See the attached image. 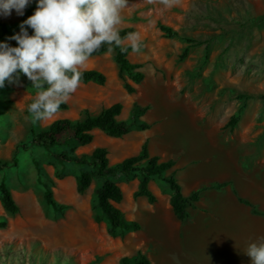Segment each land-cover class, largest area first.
<instances>
[{"label": "rangeland", "instance_id": "obj_1", "mask_svg": "<svg viewBox=\"0 0 264 264\" xmlns=\"http://www.w3.org/2000/svg\"><path fill=\"white\" fill-rule=\"evenodd\" d=\"M29 9L34 13L36 4L30 3L23 16L15 10L8 17L0 15V23L9 28L0 42L17 46L7 37L19 33ZM122 17L119 30L132 27L141 36L140 51L129 54L145 75L135 85V94L124 90L113 53L90 58L83 69L103 72L107 83H81L66 102L69 109L48 120L34 122L28 112L38 90L25 75H19L20 86L5 81L0 88V164L12 163L19 147L17 166L0 170V181L5 179L19 206V213L11 215L0 202V222L7 225L0 229V264H121L123 257H134L139 251L149 254L156 230L173 228L169 220L156 222L151 216L154 204L146 197L134 198L138 179L121 177L118 184L124 198L117 206L141 229L123 238L111 237L105 221L95 222V189L101 181L95 180L84 194H78L76 178L88 169L60 164L50 152L30 146L32 129L45 130L57 119L77 120L85 109L98 114L117 102L123 106L119 118L126 121L137 103L149 107L141 118L151 125L147 132L133 129L116 139L95 130L93 142L76 154L104 147L114 165L136 155L148 139L151 155L161 160L170 150L175 155L203 156L206 146H215L246 156L255 153L244 163L249 170L252 161L264 156V0H177L171 7L160 0H128ZM159 23L178 36L165 37ZM239 95L254 98L245 101L231 129L227 123L244 103L237 99ZM42 183L51 187L58 204L67 206L63 212L45 203ZM150 189L155 196L171 192L161 180H153Z\"/></svg>", "mask_w": 264, "mask_h": 264}, {"label": "trees", "instance_id": "obj_2", "mask_svg": "<svg viewBox=\"0 0 264 264\" xmlns=\"http://www.w3.org/2000/svg\"><path fill=\"white\" fill-rule=\"evenodd\" d=\"M31 4L35 5L36 0H33ZM32 14L33 11L29 9L24 16V20ZM158 28L167 38L178 36L176 31L164 24L159 23ZM30 30L29 28L28 31ZM8 32V26L0 23V41L7 36ZM132 32H136L132 27L119 30L122 38ZM187 40L191 42V40ZM121 47L127 48V51H121ZM121 47L113 45L111 46V50H109L108 45H103L92 54L91 58L113 53L114 62L118 68V78L122 82L127 94L132 95L136 93L135 85L141 84L145 75L141 71V64L130 61L129 54L132 52V49L129 44L124 43ZM185 54L186 52H184V56ZM81 83H93L104 86L107 83V76L95 69L82 70ZM253 98V95H239L237 97L238 100L244 103L238 108L237 113L229 119L227 123L228 128L233 129L237 125L245 109V101ZM68 109L67 103L60 106V110ZM122 109V104L117 102L102 109L98 114H92L89 110L85 109L82 112V117L77 120L67 118L57 119L45 130L37 132L32 129L29 144L30 146L39 147L50 152L53 158L60 164L72 163L81 168L88 169L81 170L76 178V190L78 194H84L95 180L101 181L100 185L95 189V209L98 211V214L95 216V222L101 223L105 221L108 227L107 232L111 237L123 238L127 233L138 232L141 229V224L138 221H129L123 211L117 206L124 198L123 190L118 184V179L121 177L127 179L135 177L138 179L139 184L137 190L134 192V198L146 197L150 204H154L157 201V197L150 189V182L157 179L166 183L173 193L170 200L173 212L180 222L186 223L190 218L189 208L193 207L200 199L205 189H200L188 197L184 196L175 172H172L175 161L173 159L161 160L159 156L151 155L148 139L144 141L140 151L136 155L127 157L114 165L110 164L109 152L104 147H97L90 154H76L78 148L88 146L93 142V132L95 130L103 132L110 138L120 139L128 135L133 129L146 131L151 128L149 123L141 120L149 107H141L135 103L130 117L126 121L119 119ZM18 152L19 147H16L11 159L12 163L5 162L0 164V170L9 166L16 167L18 164ZM35 165L38 166L37 163ZM42 184L45 189V203L55 212H63L67 206L58 204L54 199L51 187L46 183ZM223 186L224 184H217L215 188ZM0 202L7 213L11 215L19 213V206L5 179L0 181ZM240 202L248 204L241 198ZM253 209L255 213H258L255 207ZM6 226L5 221L0 222V229L6 228ZM121 264H151V260L146 253L139 251L134 257H123Z\"/></svg>", "mask_w": 264, "mask_h": 264}, {"label": "crops", "instance_id": "obj_3", "mask_svg": "<svg viewBox=\"0 0 264 264\" xmlns=\"http://www.w3.org/2000/svg\"><path fill=\"white\" fill-rule=\"evenodd\" d=\"M206 150L203 156L168 151L166 160L175 161L172 172L183 195L205 190L189 208L186 223L173 212L172 191L156 193L151 216L158 223L169 220L173 228L153 233L147 254L151 264H251L244 252L249 243L264 236V156L252 161L247 170L244 163L255 153L246 156L215 146H206ZM152 183L153 180L150 187ZM138 184L136 181L137 188ZM217 184L224 186L215 188ZM240 198L248 204L240 202Z\"/></svg>", "mask_w": 264, "mask_h": 264}, {"label": "clouds", "instance_id": "obj_4", "mask_svg": "<svg viewBox=\"0 0 264 264\" xmlns=\"http://www.w3.org/2000/svg\"><path fill=\"white\" fill-rule=\"evenodd\" d=\"M160 2L171 7L177 0ZM30 3L32 0H0V15L8 17L15 10L23 16ZM127 6L128 0H36V10L20 23L19 33L7 37L17 46L0 42V88L5 81L20 86L22 73L38 90L28 106L33 121L51 119L76 92L82 70L103 45L111 50L127 41L134 53L140 51V33H128L124 38L119 34ZM121 51L127 48L121 47ZM244 254L251 264H264V236L249 243Z\"/></svg>", "mask_w": 264, "mask_h": 264}]
</instances>
